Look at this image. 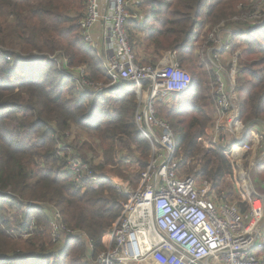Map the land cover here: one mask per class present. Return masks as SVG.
Here are the masks:
<instances>
[{
	"label": "trees",
	"instance_id": "16d2710c",
	"mask_svg": "<svg viewBox=\"0 0 264 264\" xmlns=\"http://www.w3.org/2000/svg\"><path fill=\"white\" fill-rule=\"evenodd\" d=\"M255 3L141 0L135 4L141 18L130 12L126 25L137 62L141 48L152 49L159 59L171 52L192 74L191 89L173 96L172 105L158 102L156 117L170 124L181 166L202 155L203 167L196 171L191 166L186 176L201 174L225 201L230 193L217 187L224 176L234 175L235 163L222 148L205 152L199 143L208 136L215 109V76L198 51L206 54L203 45L212 32H238L233 35L235 51L249 33L234 69L238 123H254L250 132L253 126L264 128V24L239 19L253 12ZM87 4L88 0H0V264H94L127 197L98 173L96 183L85 177L76 185L67 170L68 159L79 157L92 172L113 171L124 179L128 177L121 166L128 156L138 160L141 170L148 166L152 150L135 121L136 86L121 82L109 87L112 80L103 62L83 42L79 23ZM222 23L226 24L221 27ZM197 28L201 37L195 46L191 41ZM78 67L86 70L84 80L68 70ZM79 81L105 88L92 92L79 87ZM73 131L77 135L71 144ZM80 133L91 140L80 141ZM97 154L101 165L93 167ZM245 157L244 170L254 172L257 183L263 179L264 164L253 166L250 153ZM248 208L240 205L243 214ZM55 213L61 215L65 230L73 232L59 242L53 236Z\"/></svg>",
	"mask_w": 264,
	"mask_h": 264
},
{
	"label": "built area",
	"instance_id": "2783aa9c",
	"mask_svg": "<svg viewBox=\"0 0 264 264\" xmlns=\"http://www.w3.org/2000/svg\"><path fill=\"white\" fill-rule=\"evenodd\" d=\"M133 2L88 0L85 18L79 23L85 46L98 54L112 80L109 87L121 82L136 86L135 121L152 150L138 188L130 193L128 183L124 185L130 197L122 203L120 217L104 236V251L94 264H262L263 257L257 252H264V197L256 194L248 202V213L243 214L238 204L216 196L211 183L199 184L195 177L183 176L180 172L182 160L177 156L173 130L169 123L156 117L155 106L170 96L188 92L192 76L175 58L156 66L136 61L126 28ZM257 6L243 19L249 25L264 24V0H258ZM99 24L104 25L102 41L93 35ZM222 36V31L210 33L207 44L212 45L207 48V57L202 56L214 66L215 107L225 122L217 125L206 140L199 141L205 151L222 148L234 163L243 154L250 153L252 165H262L264 131L254 130L251 140L245 142L249 128L238 123L239 111L233 100L235 85L228 81L226 68L218 58L232 47L230 43H223ZM68 70L79 74L82 80L87 76L84 67ZM145 84L148 86L144 89ZM78 85L92 92L105 88L87 81H79ZM232 128L242 132L230 144L224 130ZM240 153L243 154L239 158ZM67 170L78 186L85 177L92 183L98 181L99 175L79 157L68 159ZM61 223V215L55 213V242L73 233Z\"/></svg>",
	"mask_w": 264,
	"mask_h": 264
},
{
	"label": "rangeland",
	"instance_id": "374dc122",
	"mask_svg": "<svg viewBox=\"0 0 264 264\" xmlns=\"http://www.w3.org/2000/svg\"><path fill=\"white\" fill-rule=\"evenodd\" d=\"M257 1V3H255V7L253 9V12L255 11V9L258 8L257 4H258V0H255ZM240 7V6H239ZM252 12V13H253ZM240 20L244 21V15L241 16L239 18ZM234 20H237L236 18H234ZM226 23H224L225 25ZM219 27V26H218ZM213 33V32H212ZM249 33H246L244 34L245 36L243 38H241L239 40V45L237 46V52L234 51L235 53L232 55V56H237V55H240L245 47V42H246V38L248 36ZM200 54H201V59H202V62H204L205 64H207V70H210L212 71V69L214 68L213 67V64L208 62L207 59L205 58L206 57V54L203 53L202 50H199L198 51ZM35 54V53H34ZM33 54V55H34ZM138 54V53H137ZM202 54H204L205 57L202 56ZM208 55V54H207ZM35 56V55H34ZM139 56V54H138ZM141 59V58H140ZM212 64V65H211ZM235 69V68H234ZM227 71V69H226ZM228 71L230 73L233 72V74H231V80L228 79V81L232 82L234 85H235V93H236V83H235V77H236V72L235 70H232V68H228ZM189 72V71H187ZM190 73V72H189ZM191 74V73H190ZM192 75V74H191ZM215 76V74H214ZM214 84H213V95H214V90H215V79L216 77L214 78ZM212 83V82H211ZM148 84H145L143 86V88H147ZM135 90H136V87H135ZM136 94V93H135ZM173 96H170L166 102L167 103H170L169 105H172L173 104V99H172ZM215 97V95H214ZM216 102V100H215ZM167 108V107H166ZM216 108V107H215ZM168 109V108H167ZM215 111L216 109H214L213 113H212V116L213 114H215ZM259 130L261 131H264V128L262 127H259ZM77 133L76 131H73L69 134V138H70V143L73 144L74 143V139L76 137ZM78 139L80 141H85V140H91V138L87 135V134H79V137ZM72 141V142H71ZM201 145V144H200ZM72 146V145H71ZM66 149H70V148H66ZM206 152V151H205ZM100 153V151H99ZM246 155V154H245ZM96 156L98 157H94V161L92 162V165L93 167L94 166H99L101 165V157L97 154ZM128 156V155H126ZM130 158H127L125 159L123 162L124 164L121 166V170H122V173L128 177V179H124L123 177H120L118 175H116L115 173H113V171L111 172H106V171H102L101 169H94V171L96 173H98L101 176H104L107 178V180L110 182V184H112L116 189H118L121 194L123 196H126L127 199L130 197L124 190V185H126V183H128V190L130 193H132L133 191H135L138 186H139V183H140V176L142 174V172H144V170H146V168L144 170H141V166L138 162V160L135 158V157H131V156H128ZM150 158H151V152H150V156H149V161H150ZM80 159V158H79ZM248 158L247 157H242L241 159H236V162H235V172H234V175H226L224 176V180L220 182V184L218 185L217 189H221V190H224L225 192L227 193H230L228 194L227 196V201L230 202V203H235V204H238L239 206L242 205V208L243 206L245 205H248V202L251 201L254 196L256 194H259L261 196L264 197V187L262 186V183L264 181V176H262L263 179H258L257 183H254L253 182V178H254V172H250L249 174L244 170V167H247V161ZM187 165L184 167V166H181L180 168V172L183 176H186V175H189L187 174V170L191 167V166H195L196 167V171L200 170L202 167H203V163H202V155H200L199 157L197 158H192V159H188L187 160ZM149 164V162H148ZM147 164V165H148ZM183 164V162H182ZM257 165H260V164H255L253 166H257ZM147 167V166H146ZM111 169H113L112 167H110ZM186 168V169H185ZM107 169H108V166H107ZM196 173V172H195ZM197 174V173H196ZM138 176V183H136V177ZM196 179H197V182L200 184L201 182L205 181L204 178L201 176V174H197L196 176H194ZM262 188V189H261ZM231 189V191H230ZM214 194L216 196H219L221 197L220 195L217 194V191L216 189H214ZM229 190V191H228ZM223 197V196H222ZM246 212L248 213V209H245ZM246 213V214H247ZM263 225H264V218H263V221H262ZM109 233V232H108ZM107 233V234H108ZM106 234V235H107ZM90 248V246H89ZM91 252V251H90ZM90 254V253H89ZM88 254V255H89ZM257 254L260 255V257L262 256L263 257V260H264V252L262 251H258ZM263 262V261H262Z\"/></svg>",
	"mask_w": 264,
	"mask_h": 264
},
{
	"label": "crops",
	"instance_id": "0c3cea01",
	"mask_svg": "<svg viewBox=\"0 0 264 264\" xmlns=\"http://www.w3.org/2000/svg\"><path fill=\"white\" fill-rule=\"evenodd\" d=\"M138 2L140 3L141 0H135V2L131 3V5H130V12H132V14H134L133 18H135V19H137V18L140 19L141 18L139 16L137 17V15H139L138 14V9L139 8L135 4H138ZM103 30H104V25L103 24H99V25H97L94 28L93 35L99 41H102V31ZM205 30H207V27L205 28ZM196 32L197 33H194V36H193L192 41H191V44L195 45V46L197 45L196 41L201 37L199 28L196 29ZM237 33L238 32H235V30H231V32L226 31L224 33V35L222 36L223 43H230V45L232 47H231V49L229 51H224L223 53H220V55H218L220 63L227 69V73L226 74H227V78L229 80H231V74H233L234 71H232V73H230L228 71V68L230 67V68H232V70H234V68L236 66L235 64H236V61H237L236 56H232L234 54V51H235V50H233V47H234L233 35H235ZM195 37H197V38H195ZM206 45H207V42L203 45V48L207 49ZM139 55L141 56L140 62L141 61L142 62L143 61H148L150 63H153V65H155V66L156 65H163L164 63H168L166 61H170L172 58H174L171 52L165 53L164 56L162 58H160V59L156 58V55H155V53L153 52L152 49L146 50L145 48H141L139 50ZM206 57H207V52H206ZM155 59H157V61H154ZM233 100H234V106L239 111V103H238V99H237V94L236 93H234V99ZM161 102L164 103V104H167L166 101H161ZM222 122H225V119L222 118L217 113V111H215V114H213V116H212V120H211V124H210V128H209L208 136H205L203 138L206 140L209 137V135L215 130V127L217 125L221 124ZM262 125L264 126V124H262ZM253 129L254 130H259L258 127H254V126H253ZM254 130H252V132H250V130L248 129V133L245 136V138L248 137L247 138L248 141L251 140V138H252V134L251 133H253ZM241 132H242V129H236V130H234L233 128L229 129V130L225 129L224 130V136H225L226 140L230 141V144H232V143H234V137H236L238 135L240 136ZM248 141H246V139H245V142H248ZM199 143L201 144L200 141H199ZM207 151H212V150H207ZM242 154L240 153L238 157L239 158L242 157ZM243 155L245 156V154H243ZM252 158H253V156H252Z\"/></svg>",
	"mask_w": 264,
	"mask_h": 264
},
{
	"label": "water",
	"instance_id": "95a60500",
	"mask_svg": "<svg viewBox=\"0 0 264 264\" xmlns=\"http://www.w3.org/2000/svg\"><path fill=\"white\" fill-rule=\"evenodd\" d=\"M253 124H254V123H251L250 126H252ZM250 126L247 125L246 128H249Z\"/></svg>",
	"mask_w": 264,
	"mask_h": 264
}]
</instances>
